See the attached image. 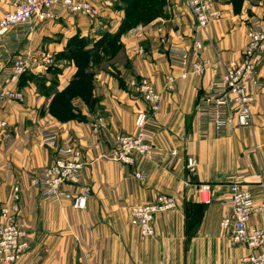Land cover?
Here are the masks:
<instances>
[{"label": "crops", "instance_id": "crops-1", "mask_svg": "<svg viewBox=\"0 0 264 264\" xmlns=\"http://www.w3.org/2000/svg\"><path fill=\"white\" fill-rule=\"evenodd\" d=\"M164 1L161 14L139 24L142 35L121 30L126 11L123 4L116 6L117 0L99 1V15L93 19L60 10L44 31L33 33L34 44L69 56L71 43L84 39L86 49L101 53L104 60L99 66L91 61L95 69L89 96L64 98L71 105L69 114L59 103V93L72 88L77 78L75 56L62 66L56 85H51L48 72L24 75L9 87L21 90L25 99L0 105V121L6 123L0 126V202L12 210L13 189L20 187L18 221L29 242L16 264H239L247 253L245 245L230 239L221 221L231 212L226 199L233 182L248 186L256 206L264 204V50L256 55L259 86L254 89L251 125L221 132L197 113L196 104L226 64L242 57L248 20L264 13V0H241L238 5L217 0L221 17L198 31L185 0ZM0 7L10 9V1L0 0ZM100 16L110 19L102 24ZM196 38L203 42L205 73L190 70L178 91H168L167 75L179 78L183 72L173 66L171 56L178 49L189 50ZM115 39L118 51L111 49ZM141 76L150 77L162 96L158 114L146 126L158 156L136 154L134 165L105 159L102 155L113 146L116 133L137 130L136 112L146 104L132 79ZM51 129L59 133L61 146L74 144L83 150L86 166L80 181L65 188L85 194L84 208H74L69 197L43 198L31 185L32 175L56 156L55 149L41 142V134ZM190 156L198 159L193 173L186 166ZM137 172L144 176L137 177ZM204 183L212 186L210 203L202 200L199 187ZM160 193L174 195L178 207L159 213L155 233L144 236L130 222V209L154 202ZM250 225L264 228V207L251 216Z\"/></svg>", "mask_w": 264, "mask_h": 264}, {"label": "built area", "instance_id": "built-area-1", "mask_svg": "<svg viewBox=\"0 0 264 264\" xmlns=\"http://www.w3.org/2000/svg\"><path fill=\"white\" fill-rule=\"evenodd\" d=\"M10 9L2 11L0 7V105L6 100L25 99L21 90L12 89L9 85L27 74L43 75L55 65V53L48 47L32 42V35L44 31L53 20L59 17L60 10L80 14L91 19L98 17L97 0H9ZM217 0H185L191 12L196 30L205 29L213 19L221 17L216 8ZM132 30V35H142L143 25ZM247 44L242 57L226 64L223 75L213 84L212 88L199 95L196 111L212 121L217 130L249 126L252 123V103L254 89L259 83L255 80L259 61L257 53L264 50V13L248 20ZM202 40L196 38L188 50L178 49L174 56L173 66L183 69L179 78L173 74L166 77V89L178 91L189 71L203 75L207 69V60L201 57ZM3 49V52H2ZM143 52L142 48L139 49ZM5 78V79H4ZM4 81L1 83V80ZM6 82V83H5ZM135 91L141 95L146 104L144 109L136 112L135 133L118 132L114 135V144L103 158L127 165L135 164L136 154L157 157L153 136L146 131V126L153 122L161 105V94L155 89L150 77L141 76L132 79ZM251 86L253 87L251 89ZM204 116V117H205ZM0 126L6 123L0 121ZM59 133L47 130L41 134L44 146L56 150L52 162L31 177V185L38 189L41 197L73 199L74 208L86 206L85 194H77L65 187L79 183L86 161L81 147L70 144H59ZM173 154H177L174 150ZM198 165L196 156L187 159V169L195 172ZM142 178V173H136ZM202 200L212 201V186L208 183L200 185ZM15 206L13 211L0 202V264H16L29 248L28 233L19 223L21 189H13ZM231 206V212L226 215L221 225L227 230L230 239L247 247L248 251L241 256L239 264H264V228L251 226V216L261 210L256 206L255 198L248 186L241 182H233L229 186L226 199ZM178 207L176 197L168 193H160L154 202L134 205L130 209V222L144 236L155 233L156 216Z\"/></svg>", "mask_w": 264, "mask_h": 264}, {"label": "trees", "instance_id": "trees-1", "mask_svg": "<svg viewBox=\"0 0 264 264\" xmlns=\"http://www.w3.org/2000/svg\"><path fill=\"white\" fill-rule=\"evenodd\" d=\"M125 2L124 4V9L126 11V19L124 21V23L129 19L130 15L133 12H137V18L134 20V23L129 25L126 29H132L136 26H138L140 23H148L150 21H152L153 19H155L159 14L162 13V5L160 2L164 0H123ZM241 0H233V2L235 3V5H238V3ZM156 2H158V7L157 10L152 11L149 15H147L146 13V9L152 10L154 7V4H156ZM160 12V13H159ZM159 13V14H158ZM123 23V25H124ZM123 30V27L122 29ZM103 39H106V36H104L102 39H100L98 42H96L95 49L96 47H101L103 44ZM80 42L84 43V39H78L77 43L80 44ZM80 49V46H79ZM93 50L92 49H87V52L91 54V60H94L95 57L97 56L98 52H94L91 53ZM76 56V55H75ZM74 57V55H73ZM77 60V56L75 57ZM37 76V75H36ZM93 73H90V76L87 75L85 72L81 73L79 72L77 74V78L72 82L71 85L72 88H69L67 90H65L62 93H59L60 98H59V103L60 105H63L65 110V113L69 114V110L71 109V105H69V101L68 100H64L65 99H69V97L71 96H75L77 94H81L82 96H89L90 93V85H91V79H92ZM23 77V76H22ZM68 96V98H67Z\"/></svg>", "mask_w": 264, "mask_h": 264}, {"label": "rangeland", "instance_id": "rangeland-1", "mask_svg": "<svg viewBox=\"0 0 264 264\" xmlns=\"http://www.w3.org/2000/svg\"><path fill=\"white\" fill-rule=\"evenodd\" d=\"M102 0H97V2H99ZM116 3L117 7L120 6L121 4H125V2L123 0H117V2H114ZM162 5V8L164 7V2L161 1L160 2ZM157 7H158V2H156V4H154V7L152 10H149V9H146V13L147 15H149L152 11L154 10H157ZM160 13V12H159ZM158 13V14H159ZM137 12H133L129 19L124 23L123 25V30L125 28H127L129 25L133 24L134 23V20L137 18ZM104 18H107V17H103V16H100L99 17V21L100 23H104L106 22L107 20H109L110 18H107V19H104ZM108 28H104V30H107ZM130 30V29H129ZM115 41V44L112 46L111 49L115 50V51H118L120 50V48L118 47V45L116 44V39L114 40ZM113 41V43H114ZM111 45V43L109 44V46ZM79 46H80V49H79ZM86 46L87 44L84 42H80V44H78L77 42L75 43H71V45L68 47V49H73L71 50V53L75 56H77L78 60H76V72H75V75L78 74L79 72L81 73H86L87 75L90 76V73H92V71L95 69L94 66H91V61H94L95 63H97V65L99 66V63L101 60H104V57L101 55V53H97L98 57L94 60H91V54L87 52V49H86ZM104 48L100 49L99 51H104L103 50ZM75 56V57H76ZM55 65L50 68L48 70V73L47 75L50 73L51 74V78H52V84L51 85H56L57 82H58V73L59 71L62 69V66L64 65H69L72 63V60H73V56H69V54L67 52H63V53H59V54H55ZM103 65H106V63L104 62ZM92 69V71H91ZM41 81V80H39Z\"/></svg>", "mask_w": 264, "mask_h": 264}]
</instances>
